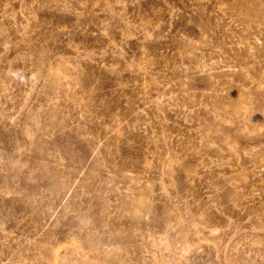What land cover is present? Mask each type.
I'll return each mask as SVG.
<instances>
[{"label": "rangeland", "instance_id": "obj_1", "mask_svg": "<svg viewBox=\"0 0 264 264\" xmlns=\"http://www.w3.org/2000/svg\"><path fill=\"white\" fill-rule=\"evenodd\" d=\"M0 264H264V0H0Z\"/></svg>", "mask_w": 264, "mask_h": 264}]
</instances>
